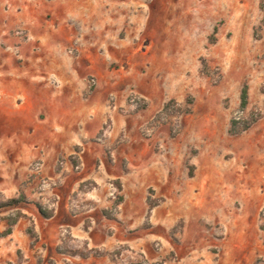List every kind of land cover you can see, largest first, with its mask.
Here are the masks:
<instances>
[{"label": "rangeland", "instance_id": "1", "mask_svg": "<svg viewBox=\"0 0 264 264\" xmlns=\"http://www.w3.org/2000/svg\"><path fill=\"white\" fill-rule=\"evenodd\" d=\"M103 1L101 15L118 13L121 36L145 56L142 74L162 97L132 94L130 108L124 91L102 92L99 114L73 124L70 150H57L47 135L22 140L28 128L0 111V205L24 198L0 209V232L17 219L0 236V264H235L236 252L221 245L232 234L253 247L244 264H264V0H118V9L117 0ZM130 18L136 30L128 37ZM35 63L43 70L51 62ZM254 114L249 129L229 133L232 119ZM70 153L82 159L80 172L68 162L56 173ZM162 166L171 168L176 191L165 189ZM116 177L121 189L105 184ZM44 179L59 182L50 194L56 205L39 196Z\"/></svg>", "mask_w": 264, "mask_h": 264}, {"label": "crops", "instance_id": "2", "mask_svg": "<svg viewBox=\"0 0 264 264\" xmlns=\"http://www.w3.org/2000/svg\"><path fill=\"white\" fill-rule=\"evenodd\" d=\"M105 7L108 6L103 0H68L66 4L44 0H0V111L19 117L23 126L28 128L20 133L22 140L29 139L33 143L36 138L47 135L55 141L57 150H70L74 146L73 124L90 122L99 114L102 92L114 91L120 96L124 91L127 104L132 94L149 100L161 99V87L157 88L153 79H146V74H142L143 64L139 59L145 56L140 57L133 42L121 36L118 13L114 17L101 15L100 9ZM113 7L118 9V0ZM133 24V19H127L124 28L128 37L132 29L136 30ZM16 28L25 31V36L18 37ZM158 30L152 35L161 42L160 36H164V31L160 34ZM118 35L122 38L118 39ZM7 45V48L13 47L12 51L6 49ZM44 56L51 63L44 64L46 69L38 70L35 61ZM209 117L212 115L205 118ZM47 125L63 131L57 132V128H52L47 132ZM106 134L108 131L104 130L99 139L106 140ZM20 148L16 149L17 154L22 150ZM151 152L152 148L144 143L140 155L147 156ZM131 154L139 153L135 149ZM68 162L74 172H80L82 159L70 153L67 161L59 160L56 173ZM164 167L162 181L166 184L165 189L172 187L176 191L171 168ZM154 181L156 186L159 185L155 175ZM117 182L118 177L113 181L105 180L106 185L111 183L118 189ZM39 188V196L56 205L57 199L50 194L52 191L58 193L59 182L44 179ZM86 189L92 191L94 186L88 185ZM231 236L221 245L227 243L236 252V259L231 257L235 264H244L250 259L249 250L253 247L247 238L238 241L235 236L239 238L241 235Z\"/></svg>", "mask_w": 264, "mask_h": 264}, {"label": "trees", "instance_id": "3", "mask_svg": "<svg viewBox=\"0 0 264 264\" xmlns=\"http://www.w3.org/2000/svg\"><path fill=\"white\" fill-rule=\"evenodd\" d=\"M217 29H215L214 31V35L216 33ZM248 100H249V96H248V85L245 84L242 88V91H241V95H240V107L241 109H245L248 105ZM170 103L171 102H168L167 104H165L164 106V111H166L169 106H170ZM189 113L190 112V108H184L183 110H180V113ZM259 119V115H251L249 120L247 121H238L236 119H232L231 120V123H230V129H229V133L232 134V135H238L240 133H242L243 131H246L247 129H249L251 127V125H253L254 123H256ZM118 184V182H117ZM118 188L121 189V184L119 183L118 184ZM21 202H24V198L23 197H20L18 199H11L9 202L5 203V204H1L0 205V209H5V208H16L18 207V205L21 203ZM43 213V212H42ZM10 219V225L9 227L3 231V232H0V236H7V235H10L13 231V225H15L17 223V219L14 218H9Z\"/></svg>", "mask_w": 264, "mask_h": 264}, {"label": "built area", "instance_id": "4", "mask_svg": "<svg viewBox=\"0 0 264 264\" xmlns=\"http://www.w3.org/2000/svg\"><path fill=\"white\" fill-rule=\"evenodd\" d=\"M39 167H40V164H37V165H36V169H38Z\"/></svg>", "mask_w": 264, "mask_h": 264}]
</instances>
